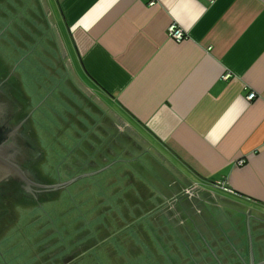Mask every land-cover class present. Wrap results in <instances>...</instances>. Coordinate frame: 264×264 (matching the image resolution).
<instances>
[{"label": "crops", "instance_id": "1", "mask_svg": "<svg viewBox=\"0 0 264 264\" xmlns=\"http://www.w3.org/2000/svg\"><path fill=\"white\" fill-rule=\"evenodd\" d=\"M23 4L83 99L55 127L65 176L79 178L61 193L75 213H58L65 250L78 264H249L247 220L252 264H264V0Z\"/></svg>", "mask_w": 264, "mask_h": 264}, {"label": "rangeland", "instance_id": "2", "mask_svg": "<svg viewBox=\"0 0 264 264\" xmlns=\"http://www.w3.org/2000/svg\"><path fill=\"white\" fill-rule=\"evenodd\" d=\"M24 1L0 0V56L14 69L28 96L32 127L35 130L33 132L34 138L39 146H43V142L46 149H48L46 161L48 163L45 165V169L49 168L50 170L51 166L64 167V165H67L63 163L66 154L60 152L59 148L61 147L57 141L59 136L56 135L58 127L55 128L56 126L63 128L64 121L61 119V122H56V120L59 118L58 116L69 117L68 108L71 106L68 102L73 101V103L83 106V99L79 98L71 89L68 81L71 74L66 69V66L68 68V62L63 61L64 58L61 61L59 59L56 49L57 44L55 43L57 42L56 36H47V34L35 36L34 33L37 34L38 32L48 33L45 29V20L43 18L28 19L26 15L23 17L24 10H26V4H23ZM50 5L54 10L52 1ZM53 10H50V19L55 23ZM57 28L54 25L55 31L58 32ZM58 34L62 43H64V40H68V36H61L60 32ZM79 73L84 77L82 72L78 71ZM37 109H39L40 114H38L36 121L34 117H36ZM78 111L81 112V110ZM83 123L86 126L90 125L87 119H83ZM72 125L74 126V124ZM48 132H50L48 134L50 137L46 136L44 138L42 134ZM66 132H69V130ZM64 140L65 137L62 136L59 143ZM103 176L100 174L93 177H84L79 181H82L81 183L95 181L96 177L103 178ZM63 199L67 200V198ZM63 199L55 204L54 209L60 214H66L67 217H74L75 213L70 210V207L66 206ZM21 208V206L11 207L14 226L3 229L0 234V264H40L38 260L33 259L36 253L35 240L39 231L37 220L39 215L36 213V216L35 212L24 211ZM51 215L56 224L63 223L61 216L52 213ZM131 261L125 264H140L137 263V260ZM104 264H113V262L108 261Z\"/></svg>", "mask_w": 264, "mask_h": 264}, {"label": "water", "instance_id": "3", "mask_svg": "<svg viewBox=\"0 0 264 264\" xmlns=\"http://www.w3.org/2000/svg\"><path fill=\"white\" fill-rule=\"evenodd\" d=\"M42 152L33 134L28 96L14 69L0 56V232L14 218L10 202L27 206L57 200L79 178L42 181L34 162ZM248 262L252 264L248 224Z\"/></svg>", "mask_w": 264, "mask_h": 264}, {"label": "flooded vegetation", "instance_id": "4", "mask_svg": "<svg viewBox=\"0 0 264 264\" xmlns=\"http://www.w3.org/2000/svg\"><path fill=\"white\" fill-rule=\"evenodd\" d=\"M33 132H35V130H33ZM39 147L41 148V145ZM46 161H47V155L42 150V152L34 162V166L42 181H45L50 184H61L71 179L67 177L72 170V167L70 165L67 164L64 165V167L51 166L49 170V168L45 169V165H47L48 163ZM87 163L91 165L93 162L88 161ZM64 190L66 191V193L64 194L63 198H67V196L70 195L69 187L65 188ZM61 197H59L57 200L31 205V206H27L17 199L10 202L11 207L21 206L22 210L24 211L30 210L33 213L35 212V214L37 213L39 215L37 219L39 225L38 246L41 249L40 254L42 253L43 255L42 257H40V262H39L40 264H78L77 261L78 259L77 257H75L76 248H69L68 250H65L68 247L59 242L61 238V236H59V232H60V228L62 227V224H58V223L56 224L53 216L51 215L52 213V214H57L58 216V211L54 209V206L58 201L61 200ZM13 226L14 224L11 222L4 228V230L6 228H12ZM69 243L73 244L74 241H70Z\"/></svg>", "mask_w": 264, "mask_h": 264}, {"label": "built area", "instance_id": "5", "mask_svg": "<svg viewBox=\"0 0 264 264\" xmlns=\"http://www.w3.org/2000/svg\"><path fill=\"white\" fill-rule=\"evenodd\" d=\"M149 6H152L156 3V0H146ZM167 35L174 39L175 41L179 42L186 37V32L181 28L177 23H171L167 28ZM230 72H225L222 76L223 79H228L230 77ZM246 90L245 99L251 101L257 97V94L254 90L248 89L247 86H244ZM243 160H238V164H241ZM225 189H228L224 187Z\"/></svg>", "mask_w": 264, "mask_h": 264}]
</instances>
